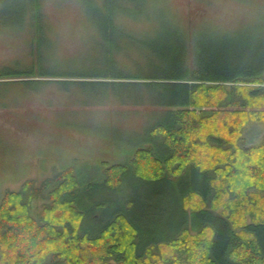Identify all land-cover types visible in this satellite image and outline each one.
Returning <instances> with one entry per match:
<instances>
[{"label":"trees","instance_id":"16d2710c","mask_svg":"<svg viewBox=\"0 0 264 264\" xmlns=\"http://www.w3.org/2000/svg\"><path fill=\"white\" fill-rule=\"evenodd\" d=\"M80 1L96 36V55L86 60L87 65L55 56L42 21L41 0H29L27 23L18 28L28 23L32 27L34 57L25 68H0V79L20 78L23 88L35 91L46 83L42 78L62 79L56 82L58 89L66 93L78 91L77 100L84 104L113 101L121 106H148L151 110L142 124L138 139L141 142H134L124 160L111 164L104 161V174L97 166L91 172L92 178H87L83 168L75 169L71 163L61 167L63 172L55 176L54 182L43 183L42 190L53 184L48 191L51 200L36 216L31 213V200L42 190L33 181L3 197L0 264H102L108 260L102 258V251L112 255L115 262L127 263L126 251L119 241L107 248L99 246L102 236L120 220L132 233L133 264L142 262L152 247L182 242L180 237L187 229L210 231L206 255L198 264H264V211L251 216L253 221L243 227V233L250 238L243 239L228 216L213 208H186L185 200L191 193L202 200L211 195L212 177L207 170L187 165L191 145L188 136H182L187 133L184 127L207 124L212 116L220 118L221 107L245 108L241 100L211 104L213 95L204 99L203 92L212 83L244 81L264 74V35L257 42L254 36L241 39L246 45L236 39L213 37L193 41L194 64L189 69L186 41L178 34L151 41L136 39L126 23L131 13L122 6V0ZM210 89L215 90L212 86ZM259 93L262 91L251 92ZM199 105L217 110L202 108L196 112L194 107ZM221 128L224 130V125ZM160 131L166 132V139L158 135ZM243 138L239 147L248 154L254 146L244 143L254 145L259 141ZM207 140L221 142L213 134H208ZM134 151L144 152L154 162L153 166L158 167L154 176L137 170L135 157L140 156L130 159ZM176 160L183 163L169 169ZM165 164L167 169L162 167ZM250 169L252 175L261 172L257 166ZM113 170L117 171L116 179V174L110 173ZM176 170L179 172L173 173ZM81 243L86 247L82 248ZM238 250L240 257L235 258ZM191 260L189 256L185 264H193Z\"/></svg>","mask_w":264,"mask_h":264},{"label":"rangeland","instance_id":"374dc122","mask_svg":"<svg viewBox=\"0 0 264 264\" xmlns=\"http://www.w3.org/2000/svg\"><path fill=\"white\" fill-rule=\"evenodd\" d=\"M29 4V0H0V68L6 65L25 68L34 57L32 27L28 23L18 28L27 23ZM122 6L131 13L126 23L134 38L151 41L162 35L178 34L186 41L189 69L194 64L193 41L200 42L205 37L242 41L254 36L257 42L264 35V0H122ZM40 11L55 56L78 61L79 66L83 64L81 61L87 65L86 60L96 55L93 44L96 36L81 1L41 0ZM42 79L46 83L39 91L23 88L20 78L0 79V202L8 192L19 191L28 181L42 190L43 183L54 182L55 176L63 172L61 167L71 163L75 169L83 168L87 178H92L91 172L97 166L104 174V161L111 164L124 160L134 142H141L138 139L144 128L142 124L151 110L148 106H121L113 101L103 105L84 104L77 100L78 91L66 93L58 89L56 82L62 79ZM207 86L202 97L210 99L213 95L209 103L241 100L246 106L221 107L220 118L212 116L207 124L184 127L187 133L182 136H188L191 145L187 165L207 170L212 177L211 195L202 200L198 194L191 193L185 206L189 211L213 208L228 216L235 231L248 239L250 236L243 233V227L253 221V214L264 211V74ZM259 90L262 93L251 94ZM199 106L194 107L196 112L202 108L217 110L213 106ZM208 134L218 136L221 142L207 140ZM158 135L166 139L165 131ZM243 137L247 141H259L254 145L244 143L247 147L254 146L248 154L239 147L240 141H245ZM182 138L181 142L185 141ZM134 157L140 173L156 174L158 167L153 166L154 162L144 152L134 151L130 159ZM177 161L169 169L183 163ZM255 166L261 172L252 175L250 168ZM162 167L168 168L166 164ZM113 172L117 171L110 173ZM116 177L117 174L113 176ZM52 185L31 200L32 215L36 216L42 205L50 202L48 191ZM209 238V229L201 233L187 229L180 237L182 242L152 247L139 264H185L189 256L191 263L198 264L201 256L206 255ZM117 241L126 251L127 263L115 262L112 255L102 251V258L108 259L102 264H133L132 233L121 220L102 236L99 246L107 248ZM81 244L82 248L86 247V243ZM239 253L240 250L236 251L234 257L239 258Z\"/></svg>","mask_w":264,"mask_h":264}]
</instances>
